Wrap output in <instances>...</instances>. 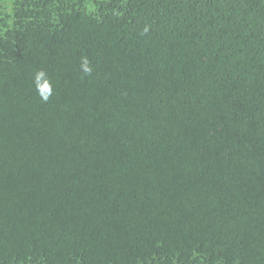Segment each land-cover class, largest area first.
Instances as JSON below:
<instances>
[{
	"label": "trees",
	"instance_id": "trees-1",
	"mask_svg": "<svg viewBox=\"0 0 264 264\" xmlns=\"http://www.w3.org/2000/svg\"><path fill=\"white\" fill-rule=\"evenodd\" d=\"M0 264H264V0H0Z\"/></svg>",
	"mask_w": 264,
	"mask_h": 264
},
{
	"label": "clouds",
	"instance_id": "clouds-1",
	"mask_svg": "<svg viewBox=\"0 0 264 264\" xmlns=\"http://www.w3.org/2000/svg\"><path fill=\"white\" fill-rule=\"evenodd\" d=\"M81 67L84 74H91L92 68L89 66L87 59L83 61ZM34 83L41 100L47 102L53 94V88L51 82L47 79L46 73L43 70L37 71L34 77Z\"/></svg>",
	"mask_w": 264,
	"mask_h": 264
}]
</instances>
